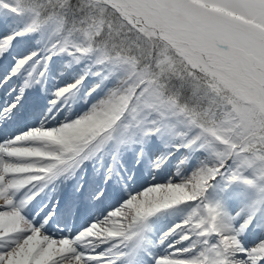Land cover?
Masks as SVG:
<instances>
[{
    "label": "snow or ice",
    "instance_id": "1",
    "mask_svg": "<svg viewBox=\"0 0 264 264\" xmlns=\"http://www.w3.org/2000/svg\"><path fill=\"white\" fill-rule=\"evenodd\" d=\"M0 7L30 17L24 34L51 29L55 39L48 59L71 48L77 54L95 53L98 64L121 73L116 86L87 114L56 127L33 128L0 143V241H10L6 250H0V264H116L124 255L133 264L149 217L161 209L197 201L182 225L163 234L160 243L178 229H186L170 245L174 251L156 257L154 264H264V241L243 248L237 234L221 222L219 203L204 202L212 182L225 176L228 161L232 166L227 168V182L242 181L256 190L258 202H264V0H13L11 4L0 0ZM19 35L0 38V54H5ZM169 40L196 52L213 72L248 86L256 106L247 113L227 110V123H220L211 108L205 110L201 97L203 90H214L213 80L192 69L188 77L193 81L191 96L183 83L173 82L174 73L168 66L177 51ZM136 51L141 56L129 59ZM33 55L18 59L10 75H16ZM202 80L207 83L201 84ZM79 83L58 89L55 96H63ZM28 86L26 81L11 104L0 106V113L14 115ZM94 90L89 89L88 94ZM174 120L183 127L177 129ZM163 131L174 132L180 139L177 148L206 151L214 162L181 182L170 180L131 195L73 238L45 234L14 204L13 193L50 180L78 160L89 159L109 142L119 149L133 142L137 132L156 136ZM27 141L40 142L42 147L19 146ZM4 156L17 162H6ZM247 170L258 172L259 179L244 177ZM106 171L111 173V164ZM77 191L82 193L80 188ZM103 195L102 189L92 193L98 199ZM59 211L50 209L46 219H54ZM250 220L251 216L241 230ZM193 235L202 238L198 242L203 247L189 258H180L192 252L195 244L186 248H175V244ZM213 236L215 243L209 244ZM102 243L109 248L95 251L94 246ZM121 246H130L129 252H120ZM87 248L93 251L81 250ZM238 252L246 258L232 259Z\"/></svg>",
    "mask_w": 264,
    "mask_h": 264
},
{
    "label": "rangeland",
    "instance_id": "2",
    "mask_svg": "<svg viewBox=\"0 0 264 264\" xmlns=\"http://www.w3.org/2000/svg\"><path fill=\"white\" fill-rule=\"evenodd\" d=\"M29 22L30 17L27 15L0 14V38L17 32L21 33L7 47L5 54H0V106L11 104L25 82H30L27 87L28 96L24 101L25 106L22 107L21 103L17 105V109H14V113L19 111V115L0 113V116L4 117L3 126L0 125V143L9 142L15 136L33 128L56 127L59 124L73 121L82 114H87L94 103L104 97L109 89L116 86L121 75V73L112 72L105 64H98L95 53L77 54L69 48L67 51L51 54V58L48 59L50 44L55 39L51 35V29L45 28L34 33L24 34L23 30ZM161 39L169 38L162 36ZM76 42L79 43V40ZM169 43H172V46L176 48L177 56L187 62L191 68L197 65L196 62L201 67L205 64L196 52L186 48L182 49L172 40H169ZM33 53L35 55L32 56V59L16 75H10V70L18 59ZM164 58L167 59L166 56ZM129 59L134 61L133 58ZM132 66L134 67V62ZM5 77H10V79L4 81ZM76 81H80V83L75 88L63 96H55L58 89L72 85ZM97 85L99 86L97 87ZM89 89L95 90L89 95ZM249 94L253 97L251 91ZM50 101H55V103H50ZM255 106L256 100L253 98L251 101L231 106L229 110L234 109L247 113ZM226 112L227 110L223 111V114ZM224 119V123H227L226 114H224ZM173 123L176 124L177 129L183 127L175 120ZM132 139L133 142L122 145L119 149L109 142L99 152L92 154L89 159L78 160L66 170L58 171L50 180L36 182L33 186L29 185L15 192L14 195L16 194L21 200L26 194L28 195L26 197H29L33 187L36 188V193L39 192L29 203L27 202L28 208H32L34 204L35 208L29 212L23 207L21 214L26 220L40 227L41 218H44L43 215L45 216L56 205L57 200L62 199L66 206H71H69L70 209L78 204V208L83 207L81 214L89 213L90 215L83 216L79 224L74 225L70 222L72 212L68 211L64 213L66 222L61 226L65 232L50 235L55 238H73L79 231L99 220L96 217H104L131 195L138 194L149 186L164 184L170 180L171 182H181L200 167L211 165L214 162L206 151L177 148L176 146L181 141L174 132L163 131L156 136H142L137 132ZM19 146L42 147L40 142L36 141L22 142ZM113 154H115V160H113ZM2 158L6 162H17L15 158L6 156ZM110 164L112 165L111 173L106 171ZM231 166L232 161H228L225 176H218L212 182L204 202L219 203L221 222L226 224L233 234H237L243 248L250 249L264 241V202H258L256 190L242 181L227 182V168ZM57 167L62 168L63 166L58 165ZM243 175L248 179H259V173H254L252 170L245 171ZM84 184H86L84 191L78 192L77 188L82 189ZM97 189L103 190L102 199L93 198L92 193ZM46 203V208L43 209ZM197 203L199 201L184 202L161 209L149 217L145 222L142 234L145 233L146 238L149 236L150 242L147 238V244L143 246L139 244L138 249H142L141 252L145 255L136 257L133 264H154L156 257L171 254L174 249L170 245L179 240L180 233L186 229H178L163 243L159 241L164 233L169 232L177 225H182L191 215ZM229 207L231 210L227 211ZM101 209L103 210L100 211ZM249 216H251V220L241 230V225L245 224ZM88 218L90 219L87 220ZM48 224L51 225V223ZM41 230L48 234L47 230V232L42 228ZM49 231L52 233V230L49 229ZM201 239L193 235L190 240L176 243L175 248H186L195 244L192 252L184 253L180 258H189L199 252L203 247L198 242ZM215 240V236L210 237L209 244L215 243ZM9 245L10 241H0V250H6ZM108 248L109 244L107 243L94 246V250L98 252H104ZM81 250L93 251V248ZM129 250L130 246H121L119 249L122 253H128ZM245 258L243 252H238L232 259L242 261ZM116 264H129V262H127V258H123L122 260L118 259Z\"/></svg>",
    "mask_w": 264,
    "mask_h": 264
},
{
    "label": "trees",
    "instance_id": "3",
    "mask_svg": "<svg viewBox=\"0 0 264 264\" xmlns=\"http://www.w3.org/2000/svg\"><path fill=\"white\" fill-rule=\"evenodd\" d=\"M8 3H13V0H6ZM9 14L12 15L14 13L10 12L7 9L0 7V14ZM106 41L101 42L98 46L103 47ZM163 53V50H161ZM148 55L150 56V50L148 51ZM136 56H141L140 51H136L134 53L133 59ZM195 67H189V64L178 56L175 57L173 63L169 64L168 70L174 73L173 82L177 85L183 83L186 88L185 90L188 92L189 96H191L194 92L193 81L189 80L188 77L192 76V69H196L197 73H203L210 80H213L214 90L212 87H209L206 90L201 92L202 102L204 104L205 110L209 108L212 109L214 115L220 123H224V113L223 111L231 109V106H237L239 103L244 101H251L253 97L249 94L250 90L245 84L238 82L232 79L229 76H225L219 72H213L207 65H203L202 67L198 62ZM207 81H201V84H206ZM241 98V99H240Z\"/></svg>",
    "mask_w": 264,
    "mask_h": 264
},
{
    "label": "bare ground",
    "instance_id": "4",
    "mask_svg": "<svg viewBox=\"0 0 264 264\" xmlns=\"http://www.w3.org/2000/svg\"><path fill=\"white\" fill-rule=\"evenodd\" d=\"M10 79V78H9ZM8 80V79H7ZM6 80V81H7ZM5 81V80H4ZM30 83V82H29ZM29 83H28V85H29ZM28 91H27V87H25L24 88V92H23V99H22V107L23 106H25V99H26V97L28 96ZM27 94V95H26ZM6 107V106H5ZM7 115H9V114H7ZM6 115V116H7ZM15 115H19V111H16V113H15ZM3 120H4V117H2V116H0V125L1 126H3ZM8 125V124H7ZM6 128H7V126H5ZM8 128H10V127H8ZM61 176V175H60ZM58 180V179H57ZM87 184V183H86ZM86 184H84L83 185V188L81 189L82 190V192L84 191V187H85V185ZM36 185V184H35ZM32 186H33V184H32ZM34 189V190H33ZM38 189V188H37ZM32 191H34V192H32ZM32 191H31V193L29 194V197H26V196H28L27 194H26V196L23 198V200H21L20 198H18L17 197V195L15 196L14 195V193L12 194V198H13V201L15 202V205H17V206H19V208H20V211H21V213H23V207H25L24 208V210H33L34 208H35V204H34V206H32V208L30 207V208H28V203H29V201H31L32 199H33V197L34 196H36V195H38L39 194V192L38 193H36V188L35 187H33L32 188ZM41 192V191H40ZM14 195V196H13ZM49 200V199H48ZM47 201V200H46ZM28 202V203H27ZM61 203H63V201H60ZM27 203V204H26ZM26 204V205H25ZM59 204V203H58ZM46 205H47V203L45 204V206H44V208L43 209H45L46 208ZM70 206V205H69ZM71 207V206H70ZM83 208V207H82ZM82 208H78V204H75L73 207H72V209H71V212H72V215H71V218L72 219H70V222H72V224H79V221H81V218L83 217V216H86V215H90L89 213H86V214H81L80 212H81V209ZM53 209V208H52ZM85 209V208H84ZM65 210H67L66 209V207H64L63 209H62V211L60 212L59 211V214L58 215H56L55 217H54V219H52V220H48V219H46V215L48 214H46L45 216L43 215V217L44 218H41V228L43 229V230H47L48 231V234L49 235H56V234H58V232H65V229H63L61 226V224L62 223H65L66 222V218L64 217V215L62 214V212H64ZM86 211V210H85ZM30 212V211H29ZM34 214V213H33ZM40 214V213H39ZM35 215V214H34ZM42 215V214H41ZM26 216H29V215H27L26 214ZM33 219H34V217H32ZM97 219H99V220H101L103 217H96ZM90 218H88L87 220H89ZM99 220H96V221H99ZM48 223H54L53 225L51 224H48ZM55 224H58V226H55ZM48 225H50V226H48ZM54 228V229H53ZM49 229L50 230H52V233L49 231ZM46 231V232H47ZM62 238V237H61ZM147 238H148V240H149V242H150V237L149 236H147ZM147 238H146V236H145V233L144 234H142V237L139 239V243H142V245L141 246H143V245H145V244H147ZM96 246V245H95ZM87 249H89V248H87ZM142 251V249H138V251H137V255H136V257H138L139 255L141 256V254H143V252H141ZM125 254H127V252L125 253ZM123 258H127V262H129V258H128V256L127 255H124V256H122V258L121 259H123ZM141 260V259H140Z\"/></svg>",
    "mask_w": 264,
    "mask_h": 264
}]
</instances>
